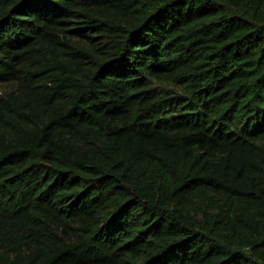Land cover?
<instances>
[{
    "label": "trees",
    "instance_id": "obj_1",
    "mask_svg": "<svg viewBox=\"0 0 264 264\" xmlns=\"http://www.w3.org/2000/svg\"><path fill=\"white\" fill-rule=\"evenodd\" d=\"M0 264H264V0H0Z\"/></svg>",
    "mask_w": 264,
    "mask_h": 264
}]
</instances>
